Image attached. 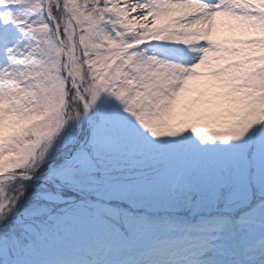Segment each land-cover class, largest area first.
<instances>
[{"label": "snow or ice", "instance_id": "snow-or-ice-1", "mask_svg": "<svg viewBox=\"0 0 264 264\" xmlns=\"http://www.w3.org/2000/svg\"><path fill=\"white\" fill-rule=\"evenodd\" d=\"M0 264H264V0H0Z\"/></svg>", "mask_w": 264, "mask_h": 264}, {"label": "bare ground", "instance_id": "bare-ground-1", "mask_svg": "<svg viewBox=\"0 0 264 264\" xmlns=\"http://www.w3.org/2000/svg\"><path fill=\"white\" fill-rule=\"evenodd\" d=\"M238 35H239V33H238Z\"/></svg>", "mask_w": 264, "mask_h": 264}]
</instances>
